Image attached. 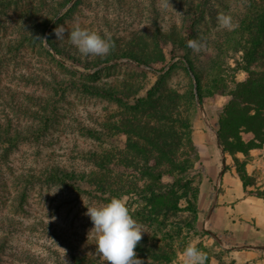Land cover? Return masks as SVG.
<instances>
[{"label": "rangeland", "instance_id": "374dc122", "mask_svg": "<svg viewBox=\"0 0 264 264\" xmlns=\"http://www.w3.org/2000/svg\"><path fill=\"white\" fill-rule=\"evenodd\" d=\"M253 5L255 12L249 10ZM218 13L232 18L231 30L218 27ZM251 14L264 16V0H0V136L9 129L14 136H27L26 141L17 138V148L6 158L7 146L0 144V264H106L96 253L93 224L85 213L87 206L113 197H123L148 232L142 239L174 247L169 264H183L188 243L202 251L205 264H264V244L232 246L231 239L217 238L204 227L198 209L201 169L196 159L192 167L187 162L181 153L189 149L182 145L170 143L178 152L173 162L182 171L163 162L155 166L162 177L155 184L122 176L139 196L101 193L90 184L95 176L119 175L116 155L128 140L151 150L137 133L151 138L154 129H171L183 143L199 110L212 113L218 129L238 84L249 72L264 73V59L250 62L252 56L243 50L249 36L242 20ZM77 22L112 38L107 56L82 55L67 32L57 40V26L70 31ZM196 38H203L199 52L187 46ZM165 96L172 111L166 120L155 109ZM40 109L56 110L58 116L48 131L34 135L30 127L46 121L33 124ZM127 120L140 127H126ZM241 137L244 142L254 138ZM259 150L227 154L248 192L264 200V147ZM135 156L128 164L145 166ZM99 160L110 169H99ZM51 171L58 180H49ZM151 184L175 190V212L149 217L143 200Z\"/></svg>", "mask_w": 264, "mask_h": 264}, {"label": "trees", "instance_id": "16d2710c", "mask_svg": "<svg viewBox=\"0 0 264 264\" xmlns=\"http://www.w3.org/2000/svg\"><path fill=\"white\" fill-rule=\"evenodd\" d=\"M254 4V2H253ZM257 5L249 7V10L255 12ZM243 32L247 33L249 39L245 42L243 46L244 52L251 55L252 58L250 62H254L260 59H264V16L263 14H256L244 18L242 20ZM50 43V42H49ZM241 45V44H240ZM249 46V47H247ZM247 47V49H246ZM184 63L188 67H191L189 61L184 59ZM191 69V68H190ZM86 88V86H84ZM88 89L91 88L88 86ZM169 94V93H168ZM65 94H63V97ZM106 95V94H105ZM196 95L199 100V104L203 105L201 90L197 88ZM62 97V96H61ZM232 100L225 106L222 114L219 117L218 123V139L219 144L223 148L225 153L236 154L243 153L245 155L249 154L251 150H259L264 147V73L259 72H249V77L245 82L238 84L235 91L231 93ZM168 97H164L162 103H160L155 109H157V117L159 119H169L171 115V110L169 107ZM60 100H62L60 98ZM154 106V107H155ZM40 112H35L34 122L37 121L42 124H37V126H31L30 132L34 135L37 134L40 130L48 131L50 123L54 120L53 117H57L56 110L45 112L43 109L39 110ZM47 119L51 120L48 121ZM181 123L182 121L179 120ZM131 124V125H130ZM126 127H131L132 130L140 127V124L134 121H124ZM189 129L186 136L185 142L179 136L175 134L171 129L165 130H156L152 131L151 138H145L140 136L139 133L136 134L140 140L145 141L151 147V150L145 149L143 144H140L138 141H131L125 144V149L121 151L116 157H118L120 164H114L116 170L118 171L117 176H90L93 177L91 185L97 186L96 189H99L101 193H111L115 195H137L135 191V186L133 182H126L122 179L123 175H126L128 178H139L148 179L154 184L157 181H161V174H156L155 166H160L163 162H167L176 168V163L173 162L175 156L178 154L176 150L170 149V143H175L179 146L182 145V149L188 148L189 154L181 153L184 157L188 159V163L193 166L192 162L196 159L198 161L196 148L192 141V125L188 122L187 125ZM2 129V128H1ZM128 130L127 132L131 133L134 131ZM26 133V132H25ZM248 133L252 134L254 138L250 142H244L242 140L241 134ZM15 136L11 133V130L3 131L0 136V144L6 145L7 148L4 150L5 158L8 155L9 149L17 148L19 144L18 141H26L24 134L20 132H15ZM29 135V134H28ZM155 152V153H154ZM158 156H155V155ZM196 154V158H195ZM143 158V165L139 164L130 165L128 161L136 159V156ZM151 156H155L151 163ZM97 166L99 169H110L106 164L105 160L97 161ZM177 169V168H176ZM182 171V169H177ZM51 173V174H50ZM47 174L49 180L56 181L59 178L57 177L56 171H51ZM138 175V177H137ZM33 178V176H29ZM243 182V179L241 180ZM244 184V183H243ZM245 186V184H244ZM246 188V186H245ZM171 189V190H169ZM148 193L149 197L144 198L143 201L147 203V206L150 210L148 213L149 217H158L162 213H173L178 207L177 200L175 201V190L168 188L166 186H154L150 185L145 190ZM252 194V193H250ZM254 195V194H252ZM256 196V195H255ZM258 197V196H257ZM179 200V198H178ZM148 238H143L137 244L135 252L140 255L150 256L153 260L157 261L159 264H169L173 259L174 247L171 244H163V246L150 245ZM138 257V256H137ZM142 260V259H141ZM144 264H153L146 263Z\"/></svg>", "mask_w": 264, "mask_h": 264}, {"label": "crops", "instance_id": "0c3cea01", "mask_svg": "<svg viewBox=\"0 0 264 264\" xmlns=\"http://www.w3.org/2000/svg\"><path fill=\"white\" fill-rule=\"evenodd\" d=\"M216 123L212 113L199 110L192 125L201 169L199 216L210 234L228 237L232 246L260 247L264 244V200L250 194L232 168L231 157L219 144Z\"/></svg>", "mask_w": 264, "mask_h": 264}, {"label": "clouds", "instance_id": "9594fccd", "mask_svg": "<svg viewBox=\"0 0 264 264\" xmlns=\"http://www.w3.org/2000/svg\"><path fill=\"white\" fill-rule=\"evenodd\" d=\"M216 20L218 27L229 30L234 27L232 18L227 14L218 13ZM66 32L71 44L82 55L104 57L114 47L109 35L82 27L79 22L70 31L63 25L54 29L57 40H63ZM187 46L199 52L203 47V38L188 40ZM85 215L93 224L91 230L95 233L96 253L106 264H144L137 257L135 248L147 231L132 217L123 197H113L99 206H87ZM182 256L183 264H205V255L192 243L184 247Z\"/></svg>", "mask_w": 264, "mask_h": 264}]
</instances>
